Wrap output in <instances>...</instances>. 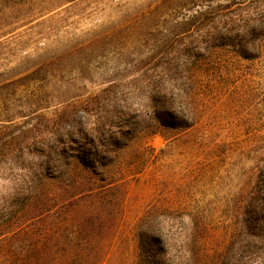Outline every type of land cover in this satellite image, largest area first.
Wrapping results in <instances>:
<instances>
[{"label":"rangeland","instance_id":"obj_1","mask_svg":"<svg viewBox=\"0 0 264 264\" xmlns=\"http://www.w3.org/2000/svg\"><path fill=\"white\" fill-rule=\"evenodd\" d=\"M66 1L34 0L41 11L37 19L0 42V114L34 106L41 115L37 142L47 147L34 161L49 174L71 179V163L79 164L75 155L81 156L114 202L112 225L96 240L100 254H81L87 251L69 244L68 250L56 252L55 263L85 264L88 257L91 264H264V233L258 228L257 237L247 243L242 225L258 172L247 144L262 145L261 112L256 116L249 103L230 107L229 101L223 105L225 120L215 115L185 131L157 126L152 133L147 106L130 97L122 101L98 94L120 78L121 66L132 58H122L121 48L135 51L133 36L150 29L154 18L180 12L171 6L187 0ZM107 29L114 32L102 37ZM20 76L17 87L3 86ZM120 110L126 113L127 131L116 146L108 145L109 135L96 148L72 140H81V132L88 134L99 117ZM58 146L65 147L61 157L53 151ZM95 149L104 157L89 153ZM16 175L0 177V206L18 188ZM65 209L55 214L61 215L62 237L79 240ZM150 236L163 254L150 252L155 250L145 243Z\"/></svg>","mask_w":264,"mask_h":264},{"label":"trees","instance_id":"obj_2","mask_svg":"<svg viewBox=\"0 0 264 264\" xmlns=\"http://www.w3.org/2000/svg\"><path fill=\"white\" fill-rule=\"evenodd\" d=\"M34 4V0H0V42L37 19L41 11ZM176 5L171 9L180 12L154 18L150 29L132 37L135 51L121 48L122 58L129 54L132 58L119 69L120 78L110 80L98 94L122 101L130 97L147 106L152 133L157 126L185 131L215 115L225 120L228 109L223 105L229 101L230 107L249 103L248 110L256 116L261 112L262 145L247 144L258 163L242 224L246 242L252 243L258 228L264 233V0H187ZM30 15L27 22L24 18ZM113 32L107 29L101 36ZM21 78H11L3 86L17 87ZM93 106L89 104L88 110L94 111ZM12 110L0 114V177L16 171L18 188L0 206V264H57L56 252L68 250L69 244L73 250L87 251L81 254H100L96 240L112 225L114 202L104 195L107 191L96 178L98 173L79 155H75L79 164L71 163L75 167L71 179L47 173L46 166L34 161L47 150L37 142L41 115L34 106ZM124 115L120 110L110 118L99 117L87 128L88 134L81 132V140L71 138L96 148L102 136L109 135L108 145L116 146L119 135L127 131ZM250 135L256 141L254 132ZM64 149L58 146L53 151L61 157ZM89 153L104 157L97 149ZM65 207L79 240L62 237L63 226L57 221L61 215L55 214ZM156 241L150 236L145 243L155 245L153 254H163ZM84 262L91 264L88 257Z\"/></svg>","mask_w":264,"mask_h":264}]
</instances>
